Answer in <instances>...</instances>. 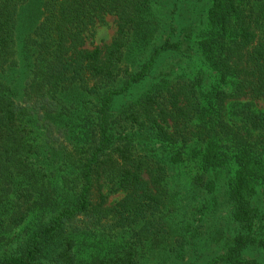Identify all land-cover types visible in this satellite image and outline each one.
Masks as SVG:
<instances>
[{"label":"trees","instance_id":"1","mask_svg":"<svg viewBox=\"0 0 264 264\" xmlns=\"http://www.w3.org/2000/svg\"><path fill=\"white\" fill-rule=\"evenodd\" d=\"M28 1L0 0V240L17 243L4 250L0 264H73L78 215L92 225L112 217L120 226H137L134 241L108 262L136 264L139 245L152 237L165 240L157 214L166 200L168 162L192 145L207 173L197 181L210 189L218 185L213 170L228 160L236 166L226 191L240 231L207 264H259L244 251L264 244L251 228L264 186V111L239 100L264 97V0H210V29L193 45L199 57H190L200 64L193 72L162 75L117 112L111 111L115 96L143 80L160 54L183 47L173 14L159 10L163 0L37 3L39 21L19 43L28 78L17 100L2 73L14 63L19 8ZM175 1L169 12H175ZM107 13L115 16L114 37L84 48L85 29ZM75 86L80 98L69 99L64 90ZM69 101L81 108L75 119L84 121L83 143L76 153L60 154L53 151L61 144L55 143L58 132L63 140L70 133L64 116ZM58 162V169L69 168L61 186L47 172ZM105 182L109 191L124 193L110 206L101 191ZM25 221L24 236L8 238Z\"/></svg>","mask_w":264,"mask_h":264},{"label":"rangeland","instance_id":"2","mask_svg":"<svg viewBox=\"0 0 264 264\" xmlns=\"http://www.w3.org/2000/svg\"><path fill=\"white\" fill-rule=\"evenodd\" d=\"M43 1L29 0L19 8L14 63L11 68L2 73V81L15 91L17 100L22 98L23 88L28 78L19 43L23 37L32 33L38 23L40 16H35L34 13L39 8L37 3L42 4ZM171 2L172 0H163L162 9L159 10L166 16H169L170 13L173 14L172 20L177 28L178 35L183 39V47L178 52L167 51L160 54L151 71L143 80L135 83L126 93L115 96L111 107L112 112H117L123 104L136 99L142 91L162 75H168L171 78L172 75L182 71L193 72L196 65L200 64V62L191 60L190 57L193 59L199 57V54L195 51L194 43L210 29L207 18L210 0H176L174 13L169 12L172 8ZM115 31V16L107 13L103 19L97 20L85 29L83 47L90 49L95 45L109 42L114 37ZM188 32L192 35H188ZM148 54L149 51L143 55V58L145 59ZM126 61L130 62V57H126ZM207 81L209 83L212 81L209 73ZM64 92L68 94L69 99L80 94L78 87L74 89L66 88ZM239 102H249L253 110L257 112L264 111V97H245L240 99ZM77 109L81 108H77L74 101L68 102V110L64 116L65 119H69L65 125L69 126L70 133L65 138L66 140H63V136L57 131L60 137L55 143L61 142V144L58 148L54 147L53 152H60V154L61 152L62 154L76 153V150L79 147L81 148L83 143L81 129L84 121L81 117L75 119ZM229 110L227 109V114L230 115ZM89 119L87 117V121ZM57 132H55V135H58ZM80 137H82V141ZM40 138H42L41 135ZM82 148L84 150L86 147L83 145ZM175 148H178V146L173 147V149ZM194 148L195 145L182 149L181 159L168 162L165 177L167 182L166 200L157 214V218L162 219L167 230L163 233L165 240L162 242L152 237L150 241L146 242L145 246L139 245L136 248V264H207L212 257L224 254L234 242L235 235L240 231L241 225L234 221L230 215L226 191V181L234 176L235 164L232 160H228L227 163L217 167L215 171L213 170L212 173L215 174L218 185L214 189H210L203 182L197 181V178L205 174L206 170L202 168L198 157L194 156L192 151ZM167 150L170 151L171 149L167 148ZM230 154L229 152L228 155ZM60 166L61 164L58 162L55 169V164H53V166L47 167V172H54L56 177L53 181L61 186V175L69 168L68 164L58 169ZM54 176H50V180ZM203 177V179H206L208 175ZM46 179L48 183L49 180L47 177ZM109 186L110 184L105 182L101 189L102 193L107 196L105 202L107 206L114 204L124 195L122 191H109ZM92 195L94 198L99 195L96 186L92 190ZM256 203L259 214L251 228L257 239L264 242L263 185L259 187ZM35 214L37 215L38 211ZM82 217V215H78V218L76 217L73 220V226L79 227L77 231L80 232L72 248L74 253L73 264H109V259L121 255L125 247L128 246V241H134L136 237L137 226L135 229L126 225L120 226L115 224L112 217L104 219L97 225H92L85 221V217ZM27 223L25 221L10 230L8 238H17L23 235L26 226L29 224ZM12 240L11 238L7 241L0 240V255L4 250L12 251L15 249L17 243L16 241L12 242ZM244 255L248 259L257 258L260 261L259 264H264V244L246 248Z\"/></svg>","mask_w":264,"mask_h":264}]
</instances>
